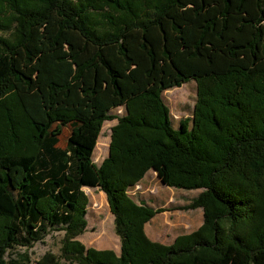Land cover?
I'll return each instance as SVG.
<instances>
[{"label": "trees", "instance_id": "obj_1", "mask_svg": "<svg viewBox=\"0 0 264 264\" xmlns=\"http://www.w3.org/2000/svg\"><path fill=\"white\" fill-rule=\"evenodd\" d=\"M190 80L192 117L174 129L161 94ZM149 170L201 190L183 209H201L202 225L170 246L143 231L163 210L127 194ZM83 187L105 193L119 258L74 241ZM55 226L79 264H264V0H0V264H59L6 259Z\"/></svg>", "mask_w": 264, "mask_h": 264}, {"label": "rangeland", "instance_id": "obj_2", "mask_svg": "<svg viewBox=\"0 0 264 264\" xmlns=\"http://www.w3.org/2000/svg\"><path fill=\"white\" fill-rule=\"evenodd\" d=\"M15 24L1 35L11 38L15 34ZM185 85V92L168 89L162 92L161 98L169 109L171 124L174 129L179 127V121L191 118L196 101L197 86L193 80ZM180 87V86H179ZM184 87V86H183ZM110 115L122 117L126 115L125 107H117L109 112ZM117 119L105 121L101 125L99 136L92 153V161L100 166L102 161L108 157L111 129L117 124ZM70 128L62 127L58 145L65 147ZM82 191L87 197L85 221L86 225L81 234L74 241L84 247V255L88 249L95 251H109L116 258L121 256V240L115 233L114 215L112 214L106 195L98 188L90 189L83 187ZM201 190L185 191L169 188L163 185L156 173L149 170L143 179L134 187L128 189L127 194L137 204L154 210H160L143 225L145 236L154 243L164 246L172 245L182 235L196 231L203 222V212L200 209L186 210L190 201L200 193ZM59 226L48 228L46 234L29 248L15 246L6 254V259H18L20 254L26 253L31 263L38 260L44 253L51 252L59 260V264H79L77 260L63 251L65 231ZM74 258V259H73Z\"/></svg>", "mask_w": 264, "mask_h": 264}, {"label": "crops", "instance_id": "obj_3", "mask_svg": "<svg viewBox=\"0 0 264 264\" xmlns=\"http://www.w3.org/2000/svg\"><path fill=\"white\" fill-rule=\"evenodd\" d=\"M90 189H95V188H90ZM197 210V209H196ZM201 210V209H200Z\"/></svg>", "mask_w": 264, "mask_h": 264}]
</instances>
